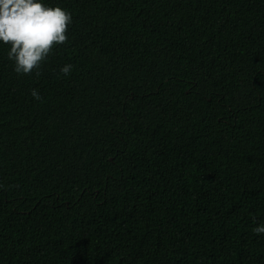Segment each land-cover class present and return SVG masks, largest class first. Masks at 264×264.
Listing matches in <instances>:
<instances>
[{
    "label": "trees",
    "instance_id": "16d2710c",
    "mask_svg": "<svg viewBox=\"0 0 264 264\" xmlns=\"http://www.w3.org/2000/svg\"><path fill=\"white\" fill-rule=\"evenodd\" d=\"M41 2L40 75L0 42V264H264V0Z\"/></svg>",
    "mask_w": 264,
    "mask_h": 264
},
{
    "label": "clouds",
    "instance_id": "9594fccd",
    "mask_svg": "<svg viewBox=\"0 0 264 264\" xmlns=\"http://www.w3.org/2000/svg\"><path fill=\"white\" fill-rule=\"evenodd\" d=\"M72 23L70 11L60 6L49 7L41 0H0V42L10 45L8 58L14 61L18 74H31L41 68L57 45L68 41V26ZM71 64L61 68L67 76ZM31 95L41 100L40 93L33 89ZM264 233V226L252 230Z\"/></svg>",
    "mask_w": 264,
    "mask_h": 264
}]
</instances>
